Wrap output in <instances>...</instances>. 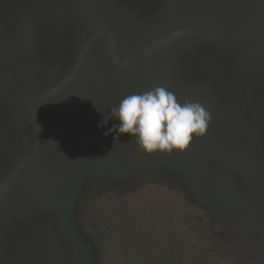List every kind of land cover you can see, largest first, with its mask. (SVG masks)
<instances>
[{
	"label": "rangeland",
	"instance_id": "obj_1",
	"mask_svg": "<svg viewBox=\"0 0 264 264\" xmlns=\"http://www.w3.org/2000/svg\"><path fill=\"white\" fill-rule=\"evenodd\" d=\"M156 87L185 150L97 127ZM0 264H264V0H0Z\"/></svg>",
	"mask_w": 264,
	"mask_h": 264
},
{
	"label": "clouds",
	"instance_id": "obj_2",
	"mask_svg": "<svg viewBox=\"0 0 264 264\" xmlns=\"http://www.w3.org/2000/svg\"><path fill=\"white\" fill-rule=\"evenodd\" d=\"M110 119H118V124L107 128L104 135L129 133L147 153H171L174 149L185 150L193 134H205L211 116L199 102H178L172 91L156 87L142 94L124 97L118 107L110 109L98 122V128H105Z\"/></svg>",
	"mask_w": 264,
	"mask_h": 264
}]
</instances>
